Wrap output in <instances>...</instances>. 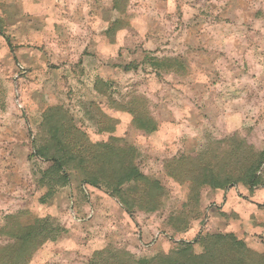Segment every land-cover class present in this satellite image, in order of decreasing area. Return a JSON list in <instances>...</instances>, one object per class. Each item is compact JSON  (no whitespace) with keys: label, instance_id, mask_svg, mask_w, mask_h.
I'll use <instances>...</instances> for the list:
<instances>
[{"label":"rangeland","instance_id":"obj_1","mask_svg":"<svg viewBox=\"0 0 264 264\" xmlns=\"http://www.w3.org/2000/svg\"><path fill=\"white\" fill-rule=\"evenodd\" d=\"M258 196L264 0L0 3V264H164L229 230L262 255Z\"/></svg>","mask_w":264,"mask_h":264},{"label":"trees","instance_id":"obj_2","mask_svg":"<svg viewBox=\"0 0 264 264\" xmlns=\"http://www.w3.org/2000/svg\"><path fill=\"white\" fill-rule=\"evenodd\" d=\"M48 162L39 182L44 183L49 179L52 184H64L66 181V161L65 156H42ZM131 174L125 175V180L130 179ZM250 180L254 184L257 177L254 174ZM239 181L229 180L221 186L215 183L214 188L221 186L227 194L235 189ZM253 186V185H251ZM29 236V235H28ZM212 242L206 246L204 253L196 255L190 243L185 244V248L173 255L165 256L164 264H264V254L252 253L244 241L240 240L234 233L217 234L210 237Z\"/></svg>","mask_w":264,"mask_h":264},{"label":"crops","instance_id":"obj_3","mask_svg":"<svg viewBox=\"0 0 264 264\" xmlns=\"http://www.w3.org/2000/svg\"><path fill=\"white\" fill-rule=\"evenodd\" d=\"M53 1L54 0H2L0 1V3L5 5L6 10L8 11L14 10L17 15L21 16L23 14H26V12H29V11L46 9L48 4L49 5L53 4ZM257 201L258 202H255L257 214L254 217L253 223H254V226H258L257 228H261V229L257 230L256 228V230L259 232L256 231L254 232L253 235L257 237L259 236L262 240H264V197L258 196ZM243 226L245 227L248 226L247 221H245V224H243ZM233 231L234 230L232 231L229 230L227 231V233H234ZM245 233H246V236L250 234L248 230Z\"/></svg>","mask_w":264,"mask_h":264}]
</instances>
